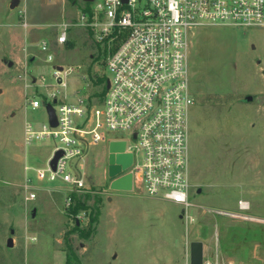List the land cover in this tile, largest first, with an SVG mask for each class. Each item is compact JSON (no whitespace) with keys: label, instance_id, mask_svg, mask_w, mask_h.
<instances>
[{"label":"rangeland","instance_id":"rangeland-1","mask_svg":"<svg viewBox=\"0 0 264 264\" xmlns=\"http://www.w3.org/2000/svg\"><path fill=\"white\" fill-rule=\"evenodd\" d=\"M83 5L82 0H0V264L64 263L66 244L76 255V264H103L109 251L133 259L147 248L156 255L170 252L172 264H189L192 240L201 241L203 257L217 264H264L260 27L205 24L190 33L192 205L186 213L179 204L162 198L109 190L106 141L87 146L81 157L68 159L89 186L86 204L94 207V214L98 210L94 223L89 224L90 208L68 211L66 184L36 177V168L44 165L57 139L47 136L24 146V121L36 128L47 121L42 107L27 104L26 98L35 90L34 84H28V75H44L43 82L37 83L41 94L58 89L59 96L69 97L74 89L82 95L99 90L102 83H96V78L109 76L106 46L96 43L84 28L71 25L64 46L55 41L59 25L76 21ZM40 39L50 42L55 52L52 63L42 60ZM54 63L73 67L66 87L55 85ZM246 95H251L249 102ZM25 184L31 185L34 199H26ZM240 200L248 207L240 208ZM88 228L92 229L86 236ZM8 237L12 246L6 245Z\"/></svg>","mask_w":264,"mask_h":264},{"label":"built area","instance_id":"built-area-1","mask_svg":"<svg viewBox=\"0 0 264 264\" xmlns=\"http://www.w3.org/2000/svg\"><path fill=\"white\" fill-rule=\"evenodd\" d=\"M83 2L76 21L59 25L55 41L64 46L71 25L84 28L96 43L106 46L109 76L99 90L82 95L74 89L69 97L59 96L58 89L41 94L37 83L43 82L44 75H28V84H34L35 90L26 98L27 104L31 108L42 107L47 121L41 128L24 121V146L47 136L57 139L44 165L36 168V177L66 184L68 206L71 192L89 189L82 172L75 164H69L68 159L81 157L87 146L97 142L106 141L109 146L111 141H123L121 152L130 153L131 162L113 176L107 167L108 189L114 190L110 188L113 179L130 174L131 187L126 191L174 202L186 213L192 205L188 166V112L194 102L188 61L190 33L205 24L260 27L264 45V0ZM38 48L44 53L43 61H54L55 52L47 39H40ZM72 70V66L54 63L55 85L66 87V78ZM48 103L55 114L53 126L49 122ZM117 132L125 135H111ZM58 149L62 155L52 169L49 162ZM25 189L26 199H34L36 194L31 185L25 184ZM238 205L248 207L243 200ZM34 239L35 236H30V240ZM202 264L217 263L203 257Z\"/></svg>","mask_w":264,"mask_h":264},{"label":"water","instance_id":"water-1","mask_svg":"<svg viewBox=\"0 0 264 264\" xmlns=\"http://www.w3.org/2000/svg\"><path fill=\"white\" fill-rule=\"evenodd\" d=\"M82 1H92V0H82ZM126 1V0H124ZM8 65L12 64V61L7 62ZM245 100H250L251 96L247 95L244 98ZM46 108L49 114V122L53 126L56 124L54 110L51 104H46ZM124 148L123 141H111L109 143V155H108V173L110 176H113L121 168H125L131 162V154L121 152ZM113 151H118V153L113 154ZM62 155V150L58 149L54 152L52 158L50 159V165L52 169L55 168L56 160ZM131 187V177L130 174H125L121 177L115 178L110 182V188L114 190H129ZM199 191V189L197 190ZM34 215V210L32 212ZM181 216V214H180ZM13 232V229L10 230ZM13 241L12 237H8L6 241L7 246H12ZM203 260V245L199 240H192L189 242V264H202Z\"/></svg>","mask_w":264,"mask_h":264},{"label":"crops","instance_id":"crops-1","mask_svg":"<svg viewBox=\"0 0 264 264\" xmlns=\"http://www.w3.org/2000/svg\"><path fill=\"white\" fill-rule=\"evenodd\" d=\"M250 100L245 101L249 102ZM111 201L112 197L108 196L107 202L110 203ZM140 253V256H137L133 259H123L119 256L118 252L114 253L109 251L108 255L106 256L107 259L103 262V264H172L173 262V257L168 251L162 253V255L164 254L165 257L159 254L156 255L151 248L143 249Z\"/></svg>","mask_w":264,"mask_h":264},{"label":"trees","instance_id":"trees-1","mask_svg":"<svg viewBox=\"0 0 264 264\" xmlns=\"http://www.w3.org/2000/svg\"><path fill=\"white\" fill-rule=\"evenodd\" d=\"M96 83H102L103 78H96ZM90 194L88 192H84L83 194H77L76 192H71V202L68 204V211L70 212H76L79 209H87L90 208L89 205L86 204V199H88ZM95 203L99 201V197H95L94 199ZM91 212L89 215V224L94 223L97 220L98 210H96V213L94 214V207L90 208ZM93 213V214H92ZM92 228H88L87 232L84 233L86 236L91 232ZM66 255H65V263L66 264H76L78 263V259L76 255L74 254L71 246L69 244H66Z\"/></svg>","mask_w":264,"mask_h":264}]
</instances>
